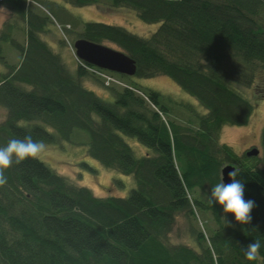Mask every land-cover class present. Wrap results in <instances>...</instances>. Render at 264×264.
Instances as JSON below:
<instances>
[{"label": "trees", "instance_id": "obj_1", "mask_svg": "<svg viewBox=\"0 0 264 264\" xmlns=\"http://www.w3.org/2000/svg\"><path fill=\"white\" fill-rule=\"evenodd\" d=\"M6 1L27 28L24 43L9 23L0 31V107L6 112L0 147L25 136L48 144L86 142L90 159L132 175L136 185L127 197H100L38 157L13 162L0 185V264H264V167L250 164L259 156H240L219 143L223 127L247 125L255 113L241 86H253L255 75L264 85V0H109L157 24L149 37L102 21L83 22L75 40L115 43L135 59L134 76H168L195 98L203 109L191 106L194 117L179 123L157 90L133 87L96 66L79 64L72 74L42 35L49 17L26 0ZM4 42L19 51L16 64L4 56ZM98 72L123 86L107 84ZM91 74L108 87L112 103L85 86L83 78ZM76 130L88 138L74 137ZM126 136L150 150L137 157ZM259 160L264 164V157ZM228 163L239 170L244 198L257 205L249 224L225 215L218 203L208 204ZM197 189L206 197L192 196ZM198 210L212 215L215 229L208 234L192 227L197 247L170 243L177 215L194 217ZM255 240L261 242L259 257L249 261L242 248Z\"/></svg>", "mask_w": 264, "mask_h": 264}, {"label": "rangeland", "instance_id": "obj_2", "mask_svg": "<svg viewBox=\"0 0 264 264\" xmlns=\"http://www.w3.org/2000/svg\"><path fill=\"white\" fill-rule=\"evenodd\" d=\"M50 1L51 0H26V2L32 3L31 7L37 8L36 12L38 14L43 15L44 17H49V21L47 23L48 28L42 35L57 52L59 51L61 53L66 67H68L72 74L76 73L79 64L82 65L81 62H84L89 67H94L93 65L86 63L84 60H79L78 57L75 56L73 43L76 41L75 38L78 37L79 32H81L83 28V21H96L93 18L100 17L105 19L107 22H115L116 24H119V26L126 27L129 32H134L142 37L151 36L155 26H158L155 23L149 24L144 21H140L135 14H129V10L133 9V7H129V9L128 6H126V8L123 7L125 8L124 10H121L120 7L117 6V9L120 10L111 9L109 6L114 5L109 0H99L107 8H101L100 6H96L97 10H95L93 6L81 8L76 12V15H79L78 17L68 14L64 15L61 13L57 16L52 11L55 4ZM0 2V31L4 28L5 23H9L13 28L12 35L21 43H24L26 41V21L17 15L14 6H12L9 1L0 0ZM92 4L93 3L89 5ZM57 10V7L54 8L55 12ZM65 20H68V24L70 25L64 24ZM67 25L70 26V28H67ZM100 43L123 51V49L115 43H110L106 40ZM70 45H72V47ZM3 49L4 56H6V59H8L11 64H16L20 60L19 51L16 48H13L9 42L3 43ZM114 75H116L119 80H122L130 85L136 83L139 89L142 87L143 89L157 90L163 94L164 99H162V102L170 108L169 115L171 114V118L175 119L178 123L181 118H184V121H187L189 118L194 117V114H192L191 111L193 110L191 106H193L196 112H198L199 109H203L201 106H197L194 97H192L189 93H185L179 85L174 83L168 76L138 78L136 76L127 77L128 75L122 77L119 73H115ZM255 80L254 85L259 87L261 92L255 90L254 85L249 87L241 86L240 88V90L255 103V113L253 114V117L247 125L223 127L220 133L219 143L230 145L237 155L240 156H244V152L248 150L257 148L258 155L255 156H259L258 158L260 159L264 157V146L262 143V130L264 128V90H262V88L264 85H262L263 77L255 75ZM83 82L86 87H89V89L93 88V90L97 92L98 96L102 97L106 101L111 103L114 101V97H112L108 87L104 86L96 76L92 77L91 74V77L83 78ZM132 86L134 87V85ZM5 115V110L0 107V121L5 119ZM23 124H27V122H23ZM75 136H84L88 138V134L81 130H76L74 133V137ZM125 139L128 141L137 157L144 155L149 149L145 148L138 138L136 139L126 136ZM44 145L45 150L38 156L41 161H44L56 172L65 176L70 182H72V184L89 187L92 193L96 196L107 197L109 195H119L127 197L129 196L130 190L136 185V181H134L132 175L127 176L119 171L105 168L97 161L90 159L86 151V142L79 143V141H76L72 143L70 141H62L61 144L44 143ZM258 158L251 160L250 164L259 162V165L264 167V164L261 163ZM228 164L233 165L232 163ZM193 195L202 199L206 197V194L204 192L202 193L198 189L197 193H192V196ZM176 222V225L173 227V230L169 235L170 243H186L193 245L194 247H197V243L194 241L193 232H191L193 229L192 227L204 232L206 231L209 234L210 231L215 229L217 226V222L213 220L210 213H203L200 210L196 212L194 217L187 216V213L182 212L177 215Z\"/></svg>", "mask_w": 264, "mask_h": 264}, {"label": "clouds", "instance_id": "obj_3", "mask_svg": "<svg viewBox=\"0 0 264 264\" xmlns=\"http://www.w3.org/2000/svg\"><path fill=\"white\" fill-rule=\"evenodd\" d=\"M44 150V143L34 141L31 136H25L23 139H10L6 146L0 147V185L6 183L4 170L9 168L13 162L19 164L26 158H37ZM239 174L238 169L230 170L227 172L230 183L222 180L211 187L208 204L218 203L222 206L225 215L234 214L235 220L244 225L251 223V212L257 205L254 200L244 198L245 186L238 179ZM260 248L261 242L255 240L242 250L246 259L253 261L259 257Z\"/></svg>", "mask_w": 264, "mask_h": 264}, {"label": "water", "instance_id": "obj_4", "mask_svg": "<svg viewBox=\"0 0 264 264\" xmlns=\"http://www.w3.org/2000/svg\"><path fill=\"white\" fill-rule=\"evenodd\" d=\"M75 56L84 60L89 65H94L100 69H106L110 72L134 76L137 71V64L134 58H131L124 51H120L114 47H110L103 43H97L87 40L83 37L77 39L74 43ZM249 156L258 155V149L254 148L247 151ZM236 169L231 164L223 165L221 171L222 180L230 183L231 180L227 175L230 170Z\"/></svg>", "mask_w": 264, "mask_h": 264}, {"label": "crops", "instance_id": "obj_5", "mask_svg": "<svg viewBox=\"0 0 264 264\" xmlns=\"http://www.w3.org/2000/svg\"><path fill=\"white\" fill-rule=\"evenodd\" d=\"M49 1V0H48ZM50 2H52L53 4H55V7L54 8H58V12L59 13H61V14H64V15H72V16H76V17H78L79 15H76V12L78 11V10H80L81 8H84V7H88V6H93V8L95 9V10H97L96 9V6H100L101 8H107L102 2H100L99 0H98V3H95V4H92V5H86V6H82V7H80V6H74L72 3H69V2H63L62 0H51ZM111 9H113V10H124L125 8H126V6H120V9H117V7H114V6H109ZM123 7H125V8H123ZM129 8V7H128ZM132 8V7H131ZM109 9V8H108ZM130 9V8H129ZM127 12H128V10H127ZM129 14H135V16L139 19V16H138V13H137V11H135V10H133V9H130L129 10ZM90 17V16H89ZM90 18H92V17H90ZM93 19H95L96 21L95 22H99V21H102V22H105V23H108V24H114V25H117V26H119V24H116L115 22H107L105 19H103V18H93ZM69 20V19H68ZM68 20H65L64 21V24H67V23H69L68 22ZM140 20V19H139ZM141 21V20H140ZM83 22H85V21H83ZM126 28V27H125ZM128 29V28H127ZM0 71H4L3 70V66L0 64Z\"/></svg>", "mask_w": 264, "mask_h": 264}, {"label": "built area", "instance_id": "obj_6", "mask_svg": "<svg viewBox=\"0 0 264 264\" xmlns=\"http://www.w3.org/2000/svg\"><path fill=\"white\" fill-rule=\"evenodd\" d=\"M82 63V65L83 66H85V67H87L89 70H90V68H92V69H96V68H93V67H89V66H87L84 62H81ZM101 76H104L105 77V79H106V83L107 84H109V83H113V82H115V83H117V84H119V85H122L123 86V84L119 81V80H117L114 76H110L109 74H105V73H100V72H98Z\"/></svg>", "mask_w": 264, "mask_h": 264}]
</instances>
